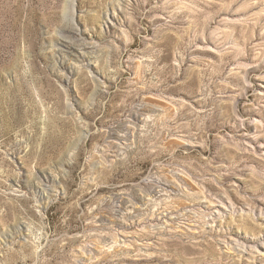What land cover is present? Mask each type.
<instances>
[{"label": "rangeland", "instance_id": "obj_1", "mask_svg": "<svg viewBox=\"0 0 264 264\" xmlns=\"http://www.w3.org/2000/svg\"><path fill=\"white\" fill-rule=\"evenodd\" d=\"M0 264H264V0H0Z\"/></svg>", "mask_w": 264, "mask_h": 264}]
</instances>
